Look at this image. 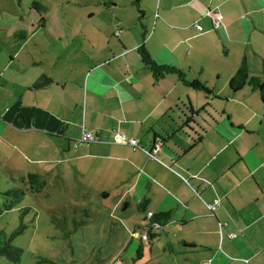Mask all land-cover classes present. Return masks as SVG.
Here are the masks:
<instances>
[{
	"label": "crops",
	"instance_id": "crops-1",
	"mask_svg": "<svg viewBox=\"0 0 264 264\" xmlns=\"http://www.w3.org/2000/svg\"><path fill=\"white\" fill-rule=\"evenodd\" d=\"M134 1H102L106 24L90 22L93 11L64 30L43 20L17 48L0 47V170L13 184L29 173L55 183L75 216L110 219L131 239L145 212L169 210L160 247L147 241L154 264H264V134L251 125L264 114L250 86L239 96L199 75L211 67L228 86L242 58L261 75L264 0ZM139 47L159 65L187 66L211 93L174 74L155 81ZM82 129L96 139L74 147Z\"/></svg>",
	"mask_w": 264,
	"mask_h": 264
},
{
	"label": "rangeland",
	"instance_id": "rangeland-1",
	"mask_svg": "<svg viewBox=\"0 0 264 264\" xmlns=\"http://www.w3.org/2000/svg\"><path fill=\"white\" fill-rule=\"evenodd\" d=\"M33 1L0 0V47L3 48L7 45H10L8 47H18L17 44L22 42L21 38L17 37L19 35L18 31H24L25 28L30 29L31 25L37 27L43 20L47 25L48 32H50L54 25L60 26L64 30L63 26L66 23L72 25L86 24L88 11L95 13L89 20L93 24H100L101 22L106 24L108 18L113 17L111 15L103 18L102 1L104 0H37L44 6V10L38 11L31 7ZM146 4H148V1ZM151 17L153 18V16ZM40 34L44 35L45 33L40 30L31 34L29 38L32 37L35 40ZM5 36L9 39L7 40ZM13 40L17 44L13 43ZM32 43V41H29V45ZM9 49L12 51L11 48ZM26 49L25 51H27ZM222 55L224 56V54ZM256 62H258L257 59L250 58V72L254 70ZM198 67V70H200V66ZM202 67L203 71L200 70L199 75L202 73V78L206 77L211 79V82L217 83L216 87L218 88L216 89L218 90L223 85L225 87L224 91L227 93L229 88L224 80L225 77L217 81L215 80L216 72L211 67H208V69L204 65ZM198 70L195 72L198 73ZM182 72L189 81L195 77L187 66L182 69ZM174 75L177 76V74ZM202 82L204 83L203 80ZM249 92H252L251 95L255 100V109L258 108L264 114V109L259 104L257 94L251 89H249ZM210 93L201 92L203 96ZM236 94L242 96L243 92L239 91ZM251 125L256 126L255 129L264 134V121L260 124L258 120L254 119ZM4 176H6V172L0 170V206L4 201L1 193L9 188L23 187L24 196L12 209L3 210L0 213V229L6 233L13 231L18 226L20 212L24 209L26 211H23L22 221L26 227L22 233L15 235L12 240V243L22 250L19 262L12 263L6 257L0 256V264H154L152 260L154 255L157 257L156 253L159 250H153L149 253L147 241L141 245L139 239H131L126 234L124 235L123 229L117 232L114 230L113 222L110 219H99L95 216L86 217L88 212L84 209H79L77 216H75L64 193L55 183L48 182L40 192L36 193L30 191L27 182L24 185L20 183L13 184L7 176L4 179ZM88 203L92 205V208H97L94 203L89 201ZM90 218L91 220H89ZM86 220H89V222H86ZM155 239L154 246L159 245L160 247L161 240L157 242ZM138 246L143 250L139 258L135 255ZM163 258H165V255H163ZM157 260L160 261V259ZM168 263L165 260L158 264Z\"/></svg>",
	"mask_w": 264,
	"mask_h": 264
},
{
	"label": "trees",
	"instance_id": "trees-1",
	"mask_svg": "<svg viewBox=\"0 0 264 264\" xmlns=\"http://www.w3.org/2000/svg\"><path fill=\"white\" fill-rule=\"evenodd\" d=\"M138 0L134 1V5L137 7ZM31 7L38 11L43 9L44 6L39 3L37 0H34L31 3ZM138 9V8H137ZM138 13L141 11L138 9ZM42 23V22H40ZM19 35L17 37L23 38L25 36L24 31H18ZM16 35V34H14ZM138 54L140 57V61L144 67V69L148 70L152 78L156 81L167 74H177L178 79L181 83L193 90L203 91L205 93H209L210 90L204 85V83L200 82L199 80H187L185 78L184 73L182 70L177 69L173 65H159L155 63L148 53L145 51L143 47H139ZM245 85L250 86L253 91L258 92V96L262 106H264V60L261 62V75L260 76H250L248 72V65L245 58H242L239 66L237 67L236 71L228 80V88L230 93H236ZM26 182L29 184L30 191L32 192H40L45 185V181L40 178L39 175L29 173L26 175ZM1 195L4 198L2 206H0V213L3 210H10L12 209L15 204L21 200L24 196V188L23 187H12L7 189L6 191L2 192ZM125 204V203H124ZM139 209L142 210L144 208V203L138 205ZM22 210L19 215V224L18 226L11 231L10 233H6L2 229H0V256L6 257L10 262L17 263L20 260L21 256V248L12 243L13 237L22 233L26 227V225L22 221ZM170 217V211H160L152 214L150 219L149 225L141 226L137 228L139 232H146L148 239L146 241L152 242L158 235L161 233V228L164 227L166 222ZM157 225L155 232L152 233V225ZM139 229V230H138ZM140 239V238H139ZM141 240V239H140ZM140 246L136 250V257H140Z\"/></svg>",
	"mask_w": 264,
	"mask_h": 264
},
{
	"label": "built area",
	"instance_id": "built-area-1",
	"mask_svg": "<svg viewBox=\"0 0 264 264\" xmlns=\"http://www.w3.org/2000/svg\"><path fill=\"white\" fill-rule=\"evenodd\" d=\"M221 22H222V14L217 12L216 14L213 15L212 17V25L214 28H218L219 26H221ZM193 28L196 30V32L200 33L202 32V28L201 26L198 24V23H193ZM118 33V32H117ZM116 138L118 140V142L120 143H126V144H130L133 148H136V147H140L138 141L134 138H129V139H126L124 137L123 134L121 133H118L116 135ZM96 139L94 133L90 130H85V129H82L81 130V133L79 135L78 138H76L74 140V147H77V146H80L82 144H85V143H88V142H92ZM160 150V144L158 143H155L152 145L150 151L149 150H145L146 153H148L149 155H152V153H155L157 151ZM146 216H145V219H146V222H145V225H149L150 223V219L152 217V214L153 212H145ZM157 225H152V233L155 232V229H156ZM132 235L136 238H140L141 240L145 241L148 239V235L146 232H139V231H134L132 233ZM232 236H234V233L232 234Z\"/></svg>",
	"mask_w": 264,
	"mask_h": 264
}]
</instances>
